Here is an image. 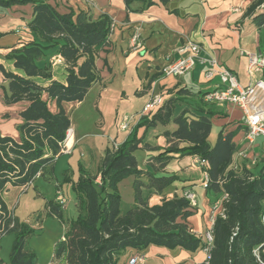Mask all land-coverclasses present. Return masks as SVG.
<instances>
[{
    "label": "trees",
    "instance_id": "1",
    "mask_svg": "<svg viewBox=\"0 0 264 264\" xmlns=\"http://www.w3.org/2000/svg\"><path fill=\"white\" fill-rule=\"evenodd\" d=\"M169 1L125 0L128 6L139 2L145 7ZM25 3L33 4L28 24L33 37L12 46L6 54L22 73L8 70L0 62V73L8 82L5 102H28L20 112L23 121L17 125L20 140L0 132V240L6 233L15 234L10 264H37L29 239L42 213H38L35 223L21 221L8 206L5 195L11 187L26 191L38 176L52 179L61 142L71 127L64 104L82 101L100 80L97 61L113 32V20L107 15L94 18L89 11L61 12L44 0H0V13ZM248 15L253 28L259 31L264 56V0H254ZM51 48H57L65 59L67 74L65 80L52 79L43 85L35 78L51 77L50 63L43 62ZM206 93L187 87L169 92L161 105L141 117L137 128L174 124V128L162 132L168 145L157 147L158 152L148 159L164 168L176 154L198 156L209 173L207 191L216 197L228 194L224 202L226 217L217 216L210 258L202 264H262L254 251L259 249L264 261V159L256 171L230 167L238 149L234 141L237 131L222 129L216 142L211 143L215 109L205 101ZM132 133L119 146L106 148L97 174L80 165L78 180H65L72 183L76 193L78 213L56 243L55 260L62 259L61 264H129L131 256L121 262L127 250L141 252L151 245L191 253L205 248L204 238L192 231L188 219L194 206L184 194L164 197L160 204L152 206L144 199V188L162 192L178 176L139 168L135 150L143 138L135 130ZM130 176L135 177V204L123 212L119 183ZM47 211L60 219L64 217L57 200L48 202Z\"/></svg>",
    "mask_w": 264,
    "mask_h": 264
},
{
    "label": "crops",
    "instance_id": "2",
    "mask_svg": "<svg viewBox=\"0 0 264 264\" xmlns=\"http://www.w3.org/2000/svg\"><path fill=\"white\" fill-rule=\"evenodd\" d=\"M44 1L57 6L61 12L89 11L94 18L107 15L113 20V32L109 45L101 51L97 61L100 80L91 87L82 101L64 104L71 118V126L75 130V145L72 151L57 156L51 180L38 176L32 184L38 186L39 179L44 182L55 181L54 196L49 200L55 201L57 191L61 190L68 199V203L63 207L64 215L74 218L78 213L76 193L72 183L65 180L71 178L72 181H77L80 165L97 174L99 161L106 148L119 146L131 137L135 130L138 137L143 138V143L135 151L139 168L156 169L159 174L169 173L178 176V179L162 192L144 188V199L152 206L160 204L164 197L171 198L176 194L192 191L197 204L188 220L192 231L207 242L206 234L213 227L211 220L213 205L222 196L216 197L207 191L203 169L195 164V156L176 154L164 168L148 159L150 154L158 152L157 147L165 148L168 145L162 132L166 128H174V124L167 127L158 125L147 130L145 127L137 128V125L143 115L151 113L145 108L156 95L162 96L164 100L169 92L180 87H187L195 92H209L221 84L218 75L212 79L205 77V72L209 68L208 62L198 61L193 70L182 76L163 74L162 68L180 56L177 52L179 46L189 40L201 45L202 57L215 58L221 65L231 70L241 85L245 86L251 80L264 79V70L253 77L248 73L249 54H258L260 48L259 31L253 28L251 17L248 15V8L254 0H170L168 3L158 2L150 7H145L139 2L128 6L125 0ZM32 14V3L17 4L0 13V62L8 70L22 73L15 68L12 60L6 58V54L12 46L20 45L21 41L33 37L28 25ZM135 31L140 32L144 43L143 48L138 51L131 48V38ZM47 53L48 56L43 62L50 63L51 77L35 79L43 85L52 79L65 80L67 74L65 59L54 65V57L59 55L57 48H51ZM7 84L0 73V132L19 141L21 135L17 125L23 121L20 112L28 102L7 104L4 99ZM88 97H91L89 106L99 116V119L93 121L91 132L81 128L71 113L80 111L87 103ZM207 104L215 109L210 139L212 137L217 139L222 129L237 131L234 141L238 149L230 167L239 170H243L244 167L258 170L264 159V140L259 137L253 144L247 141L243 110L232 103L219 105L207 102ZM52 109L56 110L55 104L52 105ZM108 110L114 120L111 122L113 128L107 123ZM123 116L128 117L127 130L119 128V121ZM87 151L90 152L91 158L84 160ZM242 152H246L247 157L241 155ZM176 159L178 160L175 161ZM143 179L147 181L148 178ZM134 181L135 177L130 176L119 183L123 212L135 204ZM39 187L47 190L45 184ZM21 192L23 189L11 187L6 193L5 201L11 209ZM37 192L44 195L42 191ZM136 253L145 255V264H202L207 261L209 255L206 246L191 253L181 248L169 249L151 245L141 252L127 250L121 262ZM0 264L10 262L0 259Z\"/></svg>",
    "mask_w": 264,
    "mask_h": 264
},
{
    "label": "built area",
    "instance_id": "3",
    "mask_svg": "<svg viewBox=\"0 0 264 264\" xmlns=\"http://www.w3.org/2000/svg\"><path fill=\"white\" fill-rule=\"evenodd\" d=\"M143 40L139 31H135L131 38V48L134 51L143 48ZM201 45L197 42L189 40L179 46L177 52L179 57L169 62L162 68V72L166 76H182L187 72L193 70L197 62L209 63V68L205 72L207 79H212L216 75L220 76L221 84L217 85L215 89L209 91L204 96L206 102L215 104L232 103L239 106L244 112V122L247 127L246 138L250 144H253L257 138L261 137L264 140V79L251 80L247 85H241L237 76L229 69L221 65L215 58L206 59L201 56ZM63 57L59 54L54 57L53 64L61 62ZM264 70V56L262 54H249L248 73L253 77L258 72ZM163 102L162 96H154L147 104L145 110L151 112L156 109ZM128 117L123 116L119 121V128L127 130L129 128ZM62 148L60 153L71 152L75 145V130L71 126L66 132L64 140L61 142ZM241 155L247 157L246 152ZM195 164L203 169L204 183L207 185L209 181V173L204 168V161L198 156H195ZM24 190V189H23ZM184 196L189 200L192 206H196V196L192 191H186ZM228 199V194L224 193L222 197L213 205L211 220L214 225L218 215L226 217V209L224 206L225 200ZM56 200L65 207L68 199L61 191H57ZM264 221V215H263ZM208 251V259L210 258V250L214 241L213 227L206 234ZM255 255L258 260L264 264L259 255V249H255ZM207 259V260H208ZM129 264H145V255L143 253H136L129 259Z\"/></svg>",
    "mask_w": 264,
    "mask_h": 264
},
{
    "label": "rangeland",
    "instance_id": "4",
    "mask_svg": "<svg viewBox=\"0 0 264 264\" xmlns=\"http://www.w3.org/2000/svg\"><path fill=\"white\" fill-rule=\"evenodd\" d=\"M88 98L87 103L80 111L77 113L72 111L71 113L72 118L78 121L81 128L91 132L92 123L99 119V116L96 111L89 106L91 97ZM106 115L109 119L107 122L109 123L108 125L113 128L114 125L112 123L114 120L111 118V112L108 110ZM216 140L217 139L214 137L210 139L212 144H214ZM90 158V152L87 151L86 157H83V159L88 160ZM177 160L178 159L175 161ZM53 182H44L42 179H39L38 186L32 184L27 191H23L17 196L13 204V211L21 221L29 220L35 223L38 213H42V218L38 223H35L37 224L35 233L29 239V245L37 256V264H61L63 262L62 259L59 261L55 260V246L56 243L63 238L71 217L64 215L63 219H60L48 213L47 204L50 201L49 199H52L54 196ZM43 184L46 185L47 190H42L41 187H39V185L41 186ZM37 191H42L44 195H39ZM123 208L125 209V207ZM14 240L15 234L12 232L2 236L0 242V259L9 261Z\"/></svg>",
    "mask_w": 264,
    "mask_h": 264
},
{
    "label": "water",
    "instance_id": "5",
    "mask_svg": "<svg viewBox=\"0 0 264 264\" xmlns=\"http://www.w3.org/2000/svg\"><path fill=\"white\" fill-rule=\"evenodd\" d=\"M258 54H262L261 48H258Z\"/></svg>",
    "mask_w": 264,
    "mask_h": 264
}]
</instances>
